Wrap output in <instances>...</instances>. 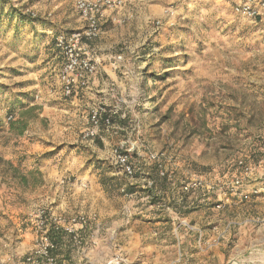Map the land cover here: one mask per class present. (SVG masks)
Listing matches in <instances>:
<instances>
[{"label":"rangeland","instance_id":"1","mask_svg":"<svg viewBox=\"0 0 264 264\" xmlns=\"http://www.w3.org/2000/svg\"><path fill=\"white\" fill-rule=\"evenodd\" d=\"M236 1L127 5L117 12L121 22L105 23L89 44L99 69L111 66L101 73L99 93L88 97L80 90L64 97L59 81L63 58L54 38L81 27L75 0H0V260L9 252L29 253L24 245L28 240L34 244L39 210L66 220L78 214L90 218L82 243L70 248V264H93L87 256H111L113 210L119 198L129 195L123 184L127 179L152 181L153 164L160 165L159 175L169 182L230 178L241 159L251 163L253 177L263 172L264 20L235 14ZM166 7L174 14L156 29L153 22ZM118 54L121 60L114 59ZM98 106L113 114V126H101L92 140L83 138L89 111ZM115 148L129 150L132 179L114 164ZM51 178H58L60 187L74 188L90 179L94 190L105 195L106 210L89 215L78 197L70 199L64 190L52 195ZM167 210L175 212L171 206ZM227 216L229 221L233 214ZM242 228L235 225L234 233ZM98 234L105 238L103 254L95 248L83 253L85 245L95 246ZM231 240V247L237 244V238ZM246 246L230 250L226 264H264V231Z\"/></svg>","mask_w":264,"mask_h":264},{"label":"crops","instance_id":"2","mask_svg":"<svg viewBox=\"0 0 264 264\" xmlns=\"http://www.w3.org/2000/svg\"><path fill=\"white\" fill-rule=\"evenodd\" d=\"M101 60L102 62L106 61L105 58H101ZM106 67V65H102L98 76L93 77L90 85L80 92L88 97L93 96V92L99 93V90L95 88L99 86L98 81L102 71L108 73L111 66ZM57 179L51 178L47 182L49 187L54 186L53 189L51 188L53 190L52 195H59L65 191V196L67 195L70 199L78 197L84 204L83 212L89 215L92 213L99 215L106 210L107 199L105 195L99 189L94 190L90 179L84 178L88 181L85 189L72 186L60 187L57 184ZM251 180L252 183L246 186L244 190L248 191L252 187H257L260 190L259 194L251 196L247 201L242 200L236 194L231 197L230 204L232 206L228 205V207L231 206L230 209L221 212L213 207V204L222 198L219 193L183 192L180 189L183 180L155 182L152 187H147L144 178L140 180L127 179L123 185H127L133 192L128 196L124 195L119 198L120 204L113 210L114 218H117L115 225H113V230L116 231L112 238L114 254L112 253L111 256L98 255L97 258L87 257L94 262H92L93 264H115L112 262V256L116 254L123 256L122 264H226L230 250L240 245L243 251L248 249L246 244L252 236L260 234L262 230L264 231V180L262 179V172L255 175ZM139 189H144L146 192L138 193ZM124 199L127 206H124L125 203L121 205ZM157 204H161V207L159 208ZM168 206H171L175 212L167 210ZM123 208L128 209L129 213H124ZM233 210L237 211L235 216ZM228 213L233 214L230 220L242 219L240 224L243 228L238 234L234 233V227L225 226V221L228 219L225 220L224 218L228 217ZM123 214L127 215V220L123 218ZM175 215L185 218L194 229L180 227L175 231ZM256 218H260L261 221ZM99 229L97 228V231H100ZM85 230H87V226L83 233ZM198 231L202 234L200 245L197 242ZM232 233L233 235H231ZM25 234L23 233V235ZM231 238H237V244L232 247L230 244L234 241ZM108 239H111V235ZM28 241V244L24 245L26 249L23 251H31L33 245L31 240ZM92 243L95 246H91L90 243L85 245L83 253L89 255L90 251L94 250L93 248L98 250V253L105 251L104 237L98 234ZM24 257L25 254L19 256L17 252H9L1 256L0 263L23 264Z\"/></svg>","mask_w":264,"mask_h":264},{"label":"built area","instance_id":"3","mask_svg":"<svg viewBox=\"0 0 264 264\" xmlns=\"http://www.w3.org/2000/svg\"><path fill=\"white\" fill-rule=\"evenodd\" d=\"M143 0H75V10L79 15L81 27L69 33H59L54 38V46L62 55L63 61L59 71V81L61 92L64 97H71L78 91L86 89L92 78L99 72V67L94 56L90 53L89 44L99 38L103 33L102 26L107 23H120L121 17L118 11L127 5L136 4ZM233 12L240 17L251 20H264V0H237L233 5ZM174 11L171 7H166L162 11V17L156 19L153 25L156 29L160 28L171 19ZM165 20L163 21V19ZM114 59L121 60L120 54L114 56ZM89 127L83 133V138L92 140L102 126L108 130L113 126V114L103 106L94 107L88 114ZM11 115L7 117L10 119ZM129 150L115 148L113 150L114 164L117 165L121 172L132 179L135 173L133 164L130 161ZM150 159H155L154 155ZM259 165L263 168L262 179L264 180V156L259 160ZM160 167V165H158ZM238 172L234 173L230 178H219L215 181L206 178H193L182 182L180 189L183 192H193L204 190L207 194L210 192H218L222 198L218 200L213 207L221 210L231 203L232 196L238 194L240 198L247 201L251 196L259 194L257 187H252L245 191L243 186L253 178V166L246 160H238L236 162ZM163 175V172L160 171ZM65 180H60L59 184H63ZM148 186L152 185V181L147 182ZM85 180L79 181V187L87 188ZM123 191V189H121ZM32 232L34 236V244L31 251L24 257L23 264H65L52 254L55 244L49 236L50 230L62 229L70 234L75 244H81L80 230H83L89 222V217L83 214L71 216L68 220L61 215H55L45 210H39L36 215ZM179 219L175 226V231L180 227L194 229L192 224L185 218L177 216ZM258 221H261L260 218ZM241 221L230 220L226 223V227L232 228L235 225H241ZM197 242H202V234L198 231ZM123 256L114 255L112 262L122 264ZM231 262V261H230ZM228 262L227 264H229Z\"/></svg>","mask_w":264,"mask_h":264},{"label":"trees","instance_id":"4","mask_svg":"<svg viewBox=\"0 0 264 264\" xmlns=\"http://www.w3.org/2000/svg\"><path fill=\"white\" fill-rule=\"evenodd\" d=\"M119 125H125V120L119 119L118 120ZM159 167L158 164H153L152 171L155 172V176L152 175V173L148 174V178H150L154 183H163L166 182V177L165 176H160L159 175ZM14 171L16 169L14 168ZM21 179L25 180V176H20ZM133 190L130 189L129 187H124V192L125 194H130L132 193ZM84 230V229H83ZM83 230H80L79 235L83 239ZM49 236L53 243L55 244V248L52 251V254L57 257L59 261L65 262V264H70L72 261L71 259V254H70V248L71 246L76 245L74 240L72 239L71 235L66 233L64 230L59 229V230H50L49 231ZM81 239V243H82Z\"/></svg>","mask_w":264,"mask_h":264}]
</instances>
